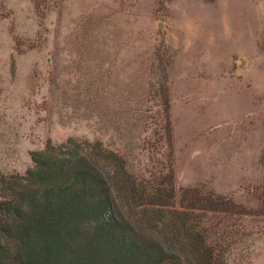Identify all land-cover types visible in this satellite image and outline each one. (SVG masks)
I'll return each instance as SVG.
<instances>
[{"label": "rangeland", "instance_id": "374dc122", "mask_svg": "<svg viewBox=\"0 0 264 264\" xmlns=\"http://www.w3.org/2000/svg\"><path fill=\"white\" fill-rule=\"evenodd\" d=\"M68 138L178 206L226 199L196 214L226 264H264V0H0V173Z\"/></svg>", "mask_w": 264, "mask_h": 264}, {"label": "trees", "instance_id": "16d2710c", "mask_svg": "<svg viewBox=\"0 0 264 264\" xmlns=\"http://www.w3.org/2000/svg\"><path fill=\"white\" fill-rule=\"evenodd\" d=\"M30 158L24 175L0 173V264H226L196 214L236 213L226 199L185 189L178 206L172 178L138 182L99 141L47 140Z\"/></svg>", "mask_w": 264, "mask_h": 264}]
</instances>
